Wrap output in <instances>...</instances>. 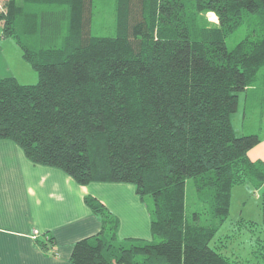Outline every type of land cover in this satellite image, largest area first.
I'll return each instance as SVG.
<instances>
[{"label":"trees","instance_id":"16d2710c","mask_svg":"<svg viewBox=\"0 0 264 264\" xmlns=\"http://www.w3.org/2000/svg\"><path fill=\"white\" fill-rule=\"evenodd\" d=\"M114 6V34L94 35L93 0L0 1V37L15 38L39 74L30 84L0 76V139L80 184L132 183L147 203L152 238H120L119 218L85 197L102 228L75 242L74 264H232L209 244L218 225L186 212V185L194 179L223 220L235 184H264V161L248 155L261 137L238 134L232 122L239 93L264 67V0Z\"/></svg>","mask_w":264,"mask_h":264},{"label":"crops","instance_id":"0c3cea01","mask_svg":"<svg viewBox=\"0 0 264 264\" xmlns=\"http://www.w3.org/2000/svg\"><path fill=\"white\" fill-rule=\"evenodd\" d=\"M93 1L95 7L96 1L116 0ZM10 75L19 77L9 72L0 45V76ZM248 155L264 161V137ZM90 195L119 218L120 238H152L149 207L132 183L80 184L60 168L33 163L14 141L0 139V264H74L75 242L102 228L100 215L85 202ZM35 230L39 239L48 233L54 242L39 245Z\"/></svg>","mask_w":264,"mask_h":264},{"label":"rangeland","instance_id":"374dc122","mask_svg":"<svg viewBox=\"0 0 264 264\" xmlns=\"http://www.w3.org/2000/svg\"><path fill=\"white\" fill-rule=\"evenodd\" d=\"M96 3L93 34H114V1ZM39 5L48 7V4ZM34 9L31 7L27 10ZM205 17L209 23H217L214 12H208ZM247 31L245 24L229 35L228 47H234ZM0 40V45L7 50L9 72L17 74L22 83L38 82V72L23 58V49L16 39L1 36ZM232 122L238 134L257 133L264 137V67L258 72L254 83L239 93V107L232 114ZM231 193L229 214L223 220L213 218L210 204L202 201L194 179H190L186 185V212L201 211L199 222L218 225L209 244L232 264H264V184H255L247 178L235 184Z\"/></svg>","mask_w":264,"mask_h":264},{"label":"built area","instance_id":"2783aa9c","mask_svg":"<svg viewBox=\"0 0 264 264\" xmlns=\"http://www.w3.org/2000/svg\"><path fill=\"white\" fill-rule=\"evenodd\" d=\"M38 235H39L38 231L35 230L34 233H33L34 239L38 238Z\"/></svg>","mask_w":264,"mask_h":264},{"label":"bare ground","instance_id":"6f19581e","mask_svg":"<svg viewBox=\"0 0 264 264\" xmlns=\"http://www.w3.org/2000/svg\"><path fill=\"white\" fill-rule=\"evenodd\" d=\"M216 19V18H215Z\"/></svg>","mask_w":264,"mask_h":264}]
</instances>
